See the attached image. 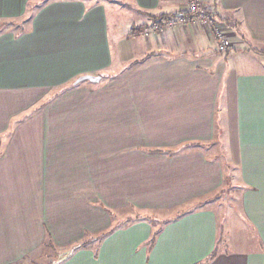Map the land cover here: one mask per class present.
<instances>
[{
    "label": "crops",
    "instance_id": "crops-1",
    "mask_svg": "<svg viewBox=\"0 0 264 264\" xmlns=\"http://www.w3.org/2000/svg\"><path fill=\"white\" fill-rule=\"evenodd\" d=\"M115 1L148 18L126 25L114 47L105 3L50 1L22 32L0 31V136L6 137L0 142V264L45 261L47 241L53 256L82 242L85 232L106 228L103 201L115 213L121 202L125 207L126 184L141 174L153 188L157 181L158 200L147 204L164 207L192 198L201 204L230 184V175L240 193L242 247H218L216 213L188 207L157 229L142 221L119 223L95 249L80 246L59 264H264V0H205L230 37L226 52L217 50L206 27L176 25L151 37L129 32L150 16L179 12L185 0ZM27 2L0 0V18L24 16ZM134 59L142 63L121 75ZM85 74L100 76L103 86L71 88L25 112L6 133L17 111ZM129 127L140 136L128 145ZM212 142L223 149L230 171L199 149ZM134 144L173 147V155L154 156V167L145 164L150 158L126 156ZM185 144L192 145L180 149ZM101 165L117 181L113 200L104 186L106 198L96 201ZM165 169L161 186L152 173ZM233 222L239 224L236 216Z\"/></svg>",
    "mask_w": 264,
    "mask_h": 264
},
{
    "label": "rangeland",
    "instance_id": "rangeland-1",
    "mask_svg": "<svg viewBox=\"0 0 264 264\" xmlns=\"http://www.w3.org/2000/svg\"><path fill=\"white\" fill-rule=\"evenodd\" d=\"M29 1L30 0H28V2ZM32 1L36 2L39 0H31V2ZM83 1H85L86 3H105L106 4L107 16L109 20L108 28L110 31V40L112 42L111 44L112 47H114L115 43H118L119 40L124 38L123 33L125 31L126 25L132 24V23H140L142 21H146L148 18V15L146 14L145 19L140 20L141 16L137 17L135 15V11L131 8V6L125 5L121 3L120 1L119 2H116V1L113 2L110 0H83ZM28 2L26 4L27 9H26L24 16L20 18H14V19H11V18L8 19V18H5V16H3L2 18H0V27H1V24H5V23H10L8 25L6 24L7 26L5 27V30L8 29V30L17 31V29L21 28L23 25L25 26V28L29 27V21L25 22L26 17L31 11ZM111 5H113L116 10V13L114 14L115 15L114 18H111L113 14V10L110 8ZM152 21H155V20H150L149 22H152ZM168 30L164 29V32ZM164 32L162 33L156 32L157 34L150 33L148 37L158 36V34L160 35V34H163ZM137 33L139 34V36H142L140 34V30H138ZM141 63H142V60L136 62L135 59L134 61L130 63L129 62L125 63L124 64L125 69L121 70V75H123L124 72L133 71L136 68V65H139ZM118 76H116L115 78H117ZM115 78H112V80ZM99 81L92 82L89 79H84L80 81L78 84L74 85L72 88L75 87L74 90L77 92L79 91V89H83V88L88 89L90 88L89 86H92V88L90 89H98L99 87L103 86V83H102L103 81H101L100 83ZM58 89L59 88H55L53 90H47L43 95H40L38 99L33 101L28 106V108H26L25 110L17 111L15 113L16 115L15 117L11 116L9 118V126L6 130V133L9 131V129L15 126L17 119H22L23 117L22 115H24L25 112H27L30 109L37 110L39 108H43L45 107V105H48L49 103H51L55 98L59 97L62 94L61 92H60L61 94L60 93H58L57 95L55 94L58 91ZM17 100L18 99H16L13 102V105H16L19 103ZM43 103H44V106H41ZM31 112L32 111H29L28 114H31ZM109 122H112V120L106 122L107 126L109 125ZM98 123L100 124L99 125L100 128H102L103 120H100ZM114 131H118V130L115 129ZM127 136H128V145H129V143H132L136 137L138 138L140 136V134L135 132L134 127H129ZM5 138L0 136V142H3ZM99 141H102V137L100 138ZM191 145L192 144L182 145L180 149L182 150L190 149L188 147H190ZM173 149H174L173 147H166L165 149L157 150V148H151L150 146H146V145L139 146V144L137 145L134 144V147L128 146V149L126 150V156L127 157L132 156V158L134 157H141L144 159L150 158L152 161L145 160L146 161L145 164L153 165L154 167H159L158 162L153 161L157 158H153V157L157 156L158 154H166L167 156H171L173 155L172 154ZM199 149H201L208 156H212L213 154L217 155L218 158L222 161V155H224V151L221 147L217 148L216 143L212 142L211 144L205 145ZM101 150H102L101 148H96L95 155L100 154ZM115 151L121 152L122 150L116 149ZM109 161L110 163H114L113 159ZM134 161L135 160H133L132 168L133 167L138 168V165H135ZM108 172L109 171H106V168H104L102 165L96 166V170H95L96 201H99V200L103 201L102 197L104 198V196L106 198V195H104L105 193H103V189L106 191V188H104V186H109L110 193L107 194V197H109L112 194L111 200H113V192L116 188V186H113V185L114 183L117 184V181L111 182V180H109L110 176ZM152 174L154 175V176L152 175V177H156V179L159 180V183L161 186L167 183L166 178H167L168 173L166 169L163 173H152ZM140 176L141 178L137 180L132 179L128 181L126 184V189L124 193L127 198L126 200H124V202H125V205L126 204L127 205L125 207L123 206V203L121 202L120 203L121 207L115 208V211H116L115 213L113 211V204L112 205L107 204L105 201H103L105 205L108 206L105 208V210L107 211L109 215L110 224L106 228L98 230L99 232H97L94 235L89 234V232H86L84 235L85 242L83 243V247L85 249H91V250L95 249L97 247L98 241L99 242L101 241L99 240L100 239L99 234H101L102 232L104 234H107L111 230L112 227L115 228V226H117L119 223H121V225H124V224H127L128 222L142 221V222H146L150 224V226L157 229L158 226L161 224V222L164 221L167 217H171L173 215H180V213L188 207H191L193 210H197L199 208H209L210 210H213L216 213L215 216L217 215V224H218V227L216 229V239H217L216 241L218 243V247L223 246L224 249H235L238 247H242L240 244V239L245 230V226L244 225L240 226L241 220L237 214L238 213L237 211L238 199L240 198V193L238 192L239 190L238 188L235 189L232 187L233 183L230 180V175L228 176L229 177L228 181L230 184H228L226 187L223 186V190L217 193L216 195H214L213 197L207 200H204V201H202L203 199L200 200L201 204H197L196 202H194L198 198H192L191 201L188 203H185L182 205L177 204L174 206H165V207L147 204L148 201H150L151 199L153 200V202L158 200V195L157 193L154 192L155 189H157L155 187L157 186V181L155 182V185L153 188L152 187L153 181L149 179V177H146V176L143 177L144 176L143 174H141ZM110 178H113V177H110ZM110 183L112 186L109 185ZM109 207H112V208L110 209ZM234 216L237 217L239 224H235L233 222ZM255 245L256 244H252V246H255ZM47 256L49 255L47 254ZM50 260L51 259H48L42 262L37 261L34 264H50Z\"/></svg>",
    "mask_w": 264,
    "mask_h": 264
},
{
    "label": "built area",
    "instance_id": "built-area-1",
    "mask_svg": "<svg viewBox=\"0 0 264 264\" xmlns=\"http://www.w3.org/2000/svg\"><path fill=\"white\" fill-rule=\"evenodd\" d=\"M176 25L208 28L219 52H226L232 46L230 37L221 31L205 0H185V6L182 10L175 15H168L164 19L153 21L142 27L140 34L148 37L150 33H162L164 29L170 30Z\"/></svg>",
    "mask_w": 264,
    "mask_h": 264
},
{
    "label": "trees",
    "instance_id": "trees-1",
    "mask_svg": "<svg viewBox=\"0 0 264 264\" xmlns=\"http://www.w3.org/2000/svg\"><path fill=\"white\" fill-rule=\"evenodd\" d=\"M50 1H54V0H39V1H36V2H31V0L28 2V4H29V6H30V9H31V11H30V13L28 14V16L26 17V20H25V22H27V21H29L30 19H31V17H32V15L35 13V11L37 10V9H39L40 7H42L44 4H46V3H48V2H50ZM110 1H113V0H110ZM27 8V7H26ZM176 14V12H174V13H166V14H160V15H156V16H150V20H155V21H157V20H161V19H164L165 17H167L168 15H175ZM153 22V21H152ZM152 22H148V23H145V24H141V25H139V26H136V27H131L130 28V33H135V32H138V30H140L142 27H144V26H146V25H148V24H150V23H152ZM8 24H10V23H5V24H1V27H0V31H2V30H5V27L7 26ZM24 28H25V26L23 25L21 28H19V29H17V31L20 33V32H22L23 30H24ZM74 85H76V84H73V83H70V84H68V85H65V86H62V87H59V89H58V91L55 93L56 95L58 94V93H63V92H65V91H67V90H69V89H71L72 87ZM60 93V94H61ZM222 150V149H221ZM223 152V151H222ZM224 161V167L226 168L227 167V170H229L230 171V169H231V166H229L228 164L225 166V156L224 155H222V162ZM228 174H229V172H228ZM113 228L114 227H112L111 228V230L110 231H112L113 230ZM109 231V232H110ZM108 232V233H109ZM86 233V232H85ZM107 233V234H108ZM107 234H104L103 232L101 233V234H99V237H100V239L99 240H102V238L105 236V235H107ZM85 242V239L83 238V241L82 242H80L81 243V246H83V243ZM53 249V247L51 246V244L49 243V241H47V243L45 244V247H44V250H46V260H48V259H51L50 260V264H51V262H52V260H54L55 258H56V256H57V253L56 252H54V255L52 256L51 254H52V251H54V250H52ZM49 252H51V253H49ZM47 254L49 255V256H47ZM215 255V252H213L212 254H211V257L210 258H212L213 256ZM41 258H43V256H40ZM41 262L43 261V259H41L40 260Z\"/></svg>",
    "mask_w": 264,
    "mask_h": 264
},
{
    "label": "water",
    "instance_id": "water-1",
    "mask_svg": "<svg viewBox=\"0 0 264 264\" xmlns=\"http://www.w3.org/2000/svg\"><path fill=\"white\" fill-rule=\"evenodd\" d=\"M84 79H89L92 82H98L100 80V76H94L90 74H85L82 76L77 77L72 83L73 84H78L80 81ZM81 246L80 242H76L74 244H71L68 248L62 250L59 252L54 260H52L51 264H59L66 259H68L76 249H78Z\"/></svg>",
    "mask_w": 264,
    "mask_h": 264
}]
</instances>
